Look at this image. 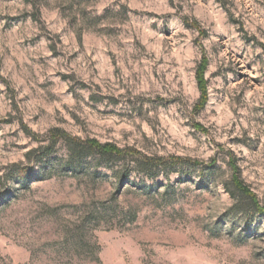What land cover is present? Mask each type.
Listing matches in <instances>:
<instances>
[{
  "label": "rangeland",
  "instance_id": "1",
  "mask_svg": "<svg viewBox=\"0 0 264 264\" xmlns=\"http://www.w3.org/2000/svg\"><path fill=\"white\" fill-rule=\"evenodd\" d=\"M0 264H264V0H0Z\"/></svg>",
  "mask_w": 264,
  "mask_h": 264
},
{
  "label": "trees",
  "instance_id": "2",
  "mask_svg": "<svg viewBox=\"0 0 264 264\" xmlns=\"http://www.w3.org/2000/svg\"><path fill=\"white\" fill-rule=\"evenodd\" d=\"M203 63V61H202ZM199 68H203L200 66ZM199 87L201 91L204 90L203 80L200 76L198 79ZM66 142V148L70 158H75V160H80L81 158L93 155L97 160H104L108 162L111 158L118 157L122 154L123 149L110 143H99L96 140H81L79 138H71L68 136H63ZM31 154L28 153L29 156ZM47 155V153L45 154ZM133 165H135L140 171L144 172L147 176H152V171L157 169V173L161 167L166 166V160L162 157H150L138 153L135 158H133ZM232 169L235 173L232 175V184L234 191L229 190L231 195L238 193L239 196H244L248 198L254 205L258 207V201L256 195L246 186L242 181L240 176L237 174L236 166Z\"/></svg>",
  "mask_w": 264,
  "mask_h": 264
}]
</instances>
